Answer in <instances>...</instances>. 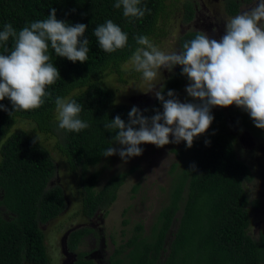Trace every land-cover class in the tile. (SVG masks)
<instances>
[{
	"label": "trees",
	"instance_id": "obj_1",
	"mask_svg": "<svg viewBox=\"0 0 264 264\" xmlns=\"http://www.w3.org/2000/svg\"><path fill=\"white\" fill-rule=\"evenodd\" d=\"M165 1L141 0L140 7L150 12L129 22L122 8L113 7L116 0H0V31L4 24L11 23L18 32L27 23L46 19L54 8L58 20L86 25L84 37L89 40L88 59L83 64L57 57L50 49L51 62L60 78L46 89L51 97H46L40 108L10 116L11 102L7 98L0 101L7 108L0 111V264H46L48 256L39 224L56 217L64 207L61 187L49 185L54 166L47 150L25 131L9 132V128L21 118L31 121L37 130L48 132L55 97L80 103V118L90 127L79 133L59 129L61 143L56 149L68 170L78 173L81 214L90 218L102 211L104 215L133 167L109 176L99 188L98 172L88 170L112 145L115 132L105 129L104 124L117 115L127 123L132 106L113 104L112 90L101 85L99 78L109 72L122 81L120 66L137 47L134 38L154 34L158 17L164 14ZM223 9L233 17L238 13V3L224 0ZM182 12L183 21L191 20L193 9L189 2L183 3ZM109 19L128 35L127 46L111 54L100 49L93 34L97 26ZM195 33L196 30L181 33L178 49ZM7 47H12L11 39ZM181 73L182 68L177 65L160 83L158 90L163 87L166 99L169 90H177L184 83L186 76ZM161 106L154 97L150 105L139 110L151 118ZM236 113L238 130L244 128L256 140L264 138V129H257L245 110L239 108ZM211 115L214 119L210 127L194 138L191 148L183 141L170 148L177 161L170 168L167 200L148 232L144 233L142 225L136 223L130 235L113 247L107 264H264V232L256 239L247 233L249 212L243 184L251 177L250 169L237 158L225 115L215 107ZM56 126L59 128L58 123ZM253 204L257 206L256 201ZM173 222L175 227L165 245ZM90 231L79 227L67 233L65 247L73 255L71 264H95L79 249Z\"/></svg>",
	"mask_w": 264,
	"mask_h": 264
},
{
	"label": "clouds",
	"instance_id": "obj_2",
	"mask_svg": "<svg viewBox=\"0 0 264 264\" xmlns=\"http://www.w3.org/2000/svg\"><path fill=\"white\" fill-rule=\"evenodd\" d=\"M140 5L141 0H116L113 7L122 8L123 16L131 22L150 12ZM224 25V35L219 40L196 30L194 38L184 42L179 51H162L147 35L134 38L137 47L128 63L148 84V92L155 89L162 68L172 71L179 65L189 82L187 96L194 102H180L172 90L166 99L163 87L154 91L163 111L155 110L149 118L133 106L127 123L119 115L105 123V129L115 132L112 143L121 147H109L102 156L118 154L127 162L142 154V144L160 148L183 141L191 148L194 138L210 127L214 107L242 108L257 129H264V0H256L254 6L228 18ZM86 27L58 20L54 8L46 19L27 23L18 32L11 23L4 24L0 31V48L4 49L0 53V101L7 98L11 102L10 116L38 109L46 97H51L46 89L60 76L51 62L50 49L55 56L73 63L87 61ZM93 34L105 53L127 46V33L110 19L97 26ZM10 39L12 47L8 48ZM54 102L59 129L79 133L90 127L80 118L83 107L76 100L57 96ZM0 111L7 108L0 104Z\"/></svg>",
	"mask_w": 264,
	"mask_h": 264
},
{
	"label": "rangeland",
	"instance_id": "obj_3",
	"mask_svg": "<svg viewBox=\"0 0 264 264\" xmlns=\"http://www.w3.org/2000/svg\"><path fill=\"white\" fill-rule=\"evenodd\" d=\"M187 1L193 9L192 18L183 21V3ZM238 3V14L255 5L256 0H236ZM224 0H166L164 14L158 17L153 35L148 36L165 52L179 51L177 38L188 30H199L208 34L210 39L219 40L224 35V23L228 16L223 9ZM129 59L121 64L122 81L116 79L114 73H104L99 82L104 87L112 90L113 104L135 106L138 109L151 104L160 83L172 73L167 69H161V78L157 81L155 89L148 92L149 86L145 83L141 74L135 72L128 63ZM188 79L179 89L173 90L180 102H194L187 96L185 91ZM198 103V101H197ZM237 108L235 105L227 108L215 107L225 115L228 133L234 136V148L237 158L244 162L251 172V177L244 182L243 188L248 200L249 226L247 233L252 239L264 232V138L254 139L244 128H236ZM163 111L161 106L160 112ZM55 109L52 113L51 128L48 132L37 130L34 124L27 120L17 118L11 131H25L38 142L45 150L53 163L54 172L49 185L57 184L61 187L64 196V207L54 218L39 224L43 233V243L48 256L46 264H71L73 255L65 247L66 235L69 231L79 228H90L79 249L87 253V256L95 264H107L109 254L115 245L122 243L131 233L136 223L142 225L146 233L152 224L154 217L160 207L166 202L167 190L172 178L171 165L175 163L176 157L170 151L171 147L179 144L169 143L157 148L155 145L142 144L139 147L143 152L138 157H132L124 162L118 154L111 157H102L100 161L89 167L88 172H98L99 188L111 175L126 171L133 167L123 183L116 191L114 201L108 206L106 213L97 211L93 216L87 218L80 211V194L78 192V173L70 172L64 158L56 149L61 143V132L57 128ZM38 137V140H36ZM171 140L172 137L170 136ZM110 147L121 146L112 143ZM257 206H254V202ZM0 212H2L0 208ZM3 216L6 217L5 213ZM175 222L172 223L169 234L165 238V245L170 238Z\"/></svg>",
	"mask_w": 264,
	"mask_h": 264
}]
</instances>
